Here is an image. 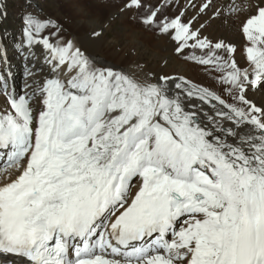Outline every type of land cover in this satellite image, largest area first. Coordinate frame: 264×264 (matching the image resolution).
<instances>
[{
    "label": "snow or ice",
    "instance_id": "1",
    "mask_svg": "<svg viewBox=\"0 0 264 264\" xmlns=\"http://www.w3.org/2000/svg\"><path fill=\"white\" fill-rule=\"evenodd\" d=\"M242 32L255 70L233 58L229 99L69 75L35 12L13 40L17 90L0 35V264H264V6Z\"/></svg>",
    "mask_w": 264,
    "mask_h": 264
},
{
    "label": "bare ground",
    "instance_id": "2",
    "mask_svg": "<svg viewBox=\"0 0 264 264\" xmlns=\"http://www.w3.org/2000/svg\"><path fill=\"white\" fill-rule=\"evenodd\" d=\"M58 1L64 6L68 4L66 8L69 16L62 18L61 22L65 26L47 12H44V16L51 17L58 26L60 33L58 46L66 47L69 61H75L73 72L69 75L79 74L81 71L103 75L106 79L119 80L137 92L152 89L175 94L193 91L195 86L196 90L208 88L229 99L223 91L228 74L242 75L239 69L233 66V58L240 67L246 66L249 72L255 70V62L250 63L246 60V42L242 27L248 17L256 13L258 5L264 6V0H158L159 2L126 0L118 8L110 10L109 18L114 21L112 24H116L124 21L128 14H131L129 13L131 10L142 11L144 4H153L157 1L158 5L142 27L136 29L140 33L143 32L141 35H137L133 30L114 34L109 26L105 27L97 18L86 14L80 0ZM98 1L92 0V4L97 6ZM0 4L3 5L0 11L7 13L6 17L0 16V35L7 36L5 43L9 47L12 70L19 90L22 83V61L14 56L12 45L14 38L18 41L21 16L27 11L13 9V6L20 4L31 12L39 13L38 6L42 7V2L0 0ZM6 4L10 5L11 9L8 10ZM168 8L171 12H175L177 8V15L157 33L149 32L148 30L160 21V15L166 13ZM134 12L130 20L134 19ZM12 20H17L16 24L7 29L5 27L7 22ZM15 29H19L17 34L9 33ZM123 36L126 45L119 50L116 44L118 45ZM146 37L152 39L145 44L143 39ZM217 44L220 47H217ZM229 45L236 48L234 57L229 54ZM259 46L264 48V43ZM109 73L112 74L111 77ZM41 78L42 76L37 77ZM177 84L180 85V89L176 88ZM253 98L257 103H264V90L257 92ZM11 171L0 168V185L12 178L8 174Z\"/></svg>",
    "mask_w": 264,
    "mask_h": 264
},
{
    "label": "rangeland",
    "instance_id": "3",
    "mask_svg": "<svg viewBox=\"0 0 264 264\" xmlns=\"http://www.w3.org/2000/svg\"><path fill=\"white\" fill-rule=\"evenodd\" d=\"M11 1V0H9ZM14 1V0H13ZM42 2V7L38 6V11L39 14L41 15V17H46L44 16V12H47L49 14V16H54L56 17V20L61 24L64 25L63 23V19L66 16H69V11L67 10L66 6L68 4H65V6L60 3L58 0H39ZM126 0H99V4H97V6L92 4V0H80L79 2L81 4H83L84 6V12L90 16V17H95L97 18L101 24H103L105 27H110V31L114 34L116 33H125L126 30L127 32H130L131 30H133V32H136L137 35H141L143 32H138L136 29H140L142 27V25L144 24V21L147 19V17L153 12V9L155 8L156 5H158V2L155 1V3L153 4H144L143 10L139 11V10H135V12L133 10H131L129 13L133 14L134 12V19L130 20L131 18V14H128V16L126 17V19L124 21H122L121 23H116V24H112L114 21L111 20V18H109L110 15V10L111 9H116L118 8L120 5H122ZM6 2V1H5ZM14 3V2H13ZM6 6L8 7V10L11 9L9 8L10 5L6 4ZM63 7V8H62ZM87 8H91V9H87ZM96 8V9H94ZM13 9H22L27 11V12H31L28 8L21 6L20 4H15L13 6ZM42 10V12H41ZM67 10V11H66ZM89 10V11H88ZM177 10V8H176ZM170 11V9L168 8L166 10V13L170 11V13L167 15L166 13H164L163 15H160V21L157 22V24L150 28L148 31L151 33H157L169 20H171V18L175 17V15H177V11ZM175 13V14H174ZM63 18V19H62ZM110 20V21H109ZM17 21V20H16ZM16 21H10L9 23L7 22L6 24V28H11V25H15ZM19 21V20H18ZM111 22V23H110ZM65 26V25H64ZM126 27H130V28H126ZM19 29H15L12 30V32H9L11 34L13 33H18ZM152 39L151 37L149 38H144L143 41L144 43H149V40ZM126 45V39L123 37L120 38L118 45L116 44V46L118 47V49L120 50L121 48H123L122 46Z\"/></svg>",
    "mask_w": 264,
    "mask_h": 264
}]
</instances>
